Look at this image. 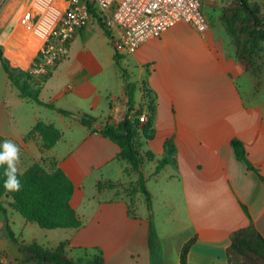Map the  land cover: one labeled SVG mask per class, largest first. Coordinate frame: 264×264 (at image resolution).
<instances>
[{
  "label": "crops",
  "instance_id": "0c3cea01",
  "mask_svg": "<svg viewBox=\"0 0 264 264\" xmlns=\"http://www.w3.org/2000/svg\"><path fill=\"white\" fill-rule=\"evenodd\" d=\"M5 1L8 4L0 9V49L19 74L21 85L40 43L22 31L19 19L28 10L37 19L40 12L34 5L38 0ZM229 1L202 0L211 23L206 32L179 23L135 53L121 56L129 82L135 85L131 111L145 109L146 91L154 98V138L141 139L139 150L143 156H154L144 162L142 171L153 203H157L151 245L156 248V262L155 251L150 249L149 213L142 218L137 213L135 200L140 192L134 191L139 187V175L119 158L118 145L98 133L106 124H119L113 119L114 104H129L114 60V45L96 22L74 36L67 57L38 91L43 102L93 117L92 127L22 98L0 60V142L11 139L20 146L23 173L35 164L56 161L74 183L72 206L83 225L76 230H52L60 233H42L27 221L18 227L13 209L4 204L7 215L0 211V231L9 227L23 244H39L37 237L42 235L47 244L39 245L45 248L67 243L68 256L77 263L86 259V264L100 254L105 264H180L182 249L193 239L188 264H230L228 250L235 233L253 226L264 237V51L253 69L240 62L237 45L220 19ZM250 1L258 2L264 11V0ZM51 3L56 11L67 7L66 0ZM211 3L220 4L217 15ZM217 18L219 21L214 20ZM90 48H96L92 63L96 74L88 71L79 55L80 50ZM29 104L37 106L31 113ZM39 121L62 132L61 141L50 150H42L39 136L25 140ZM233 139L244 144L259 174L236 158ZM168 140L175 147V164L156 173ZM148 163L156 164L155 171L152 168L146 173ZM166 173L163 202L182 205L178 206L181 212L168 219L159 217L160 196L150 186L153 178L160 180ZM24 232L31 236L21 242ZM17 252L22 254L18 258L14 256ZM23 257L8 230L0 232V264H18Z\"/></svg>",
  "mask_w": 264,
  "mask_h": 264
},
{
  "label": "trees",
  "instance_id": "16d2710c",
  "mask_svg": "<svg viewBox=\"0 0 264 264\" xmlns=\"http://www.w3.org/2000/svg\"><path fill=\"white\" fill-rule=\"evenodd\" d=\"M72 0H66L70 3ZM91 12L93 8L90 7ZM98 25L104 30L110 41H113L112 33L103 25L100 19ZM221 21L226 24L234 43L237 45V57L248 69L255 68L256 58L263 51L264 43V11L258 2L250 0H232L227 4L221 15ZM0 60L9 79L20 89L22 98L32 99L37 104L54 110L66 117L76 118L83 125L92 127L95 119L87 114L75 113L62 108H57L53 103H46L39 99L38 91H29L25 86L19 84V74L12 69L10 61L4 56L0 49ZM114 60L119 68L125 82V92L128 98L130 110L134 106L135 85L129 82V76L121 65V55L115 51ZM146 104L148 106V121L140 123L138 119L126 118L118 125L106 124L98 130L102 137L114 142L120 148L119 158L129 162L134 171L139 175V187L134 193H142L147 201L150 226V249L155 240L156 230L154 224V207L151 193L147 190L146 179L142 168L146 160L154 159L152 154L143 156L139 147L141 139L152 140L154 129L151 118L154 114V98L147 93ZM39 136L42 140V150L54 148L62 139V132L53 124L43 121L37 122L35 127L28 133L25 140L34 139ZM235 156L238 160L246 163L249 170L259 174L249 161L244 144L238 140H232ZM165 156L156 168L158 173L168 164H175V147L170 140L165 144ZM22 188L18 192H8L3 188V169H0V211L6 214L4 200L7 205L17 211L27 222L37 224L44 230L79 229L83 220L72 206L75 186L69 176L58 167L56 161H44L30 167L20 177ZM247 212V208L244 207ZM8 237L17 242L20 251L24 254L18 264L36 262L38 264H79L70 258L67 253V243H61L56 248H45L37 242L31 244L19 243L15 239L9 227ZM195 240L188 242L182 249L180 264H188V255ZM155 256V255H154ZM230 264H264V237L253 227L241 230L233 236L232 244L228 250ZM91 264H105L102 254L97 255Z\"/></svg>",
  "mask_w": 264,
  "mask_h": 264
},
{
  "label": "built area",
  "instance_id": "2783aa9c",
  "mask_svg": "<svg viewBox=\"0 0 264 264\" xmlns=\"http://www.w3.org/2000/svg\"><path fill=\"white\" fill-rule=\"evenodd\" d=\"M51 2L37 1V19L33 10L24 12L19 19L22 31L40 43L37 57L21 80V85L32 92L42 89L52 71L67 57L74 36L88 24L97 23L94 15L112 33L114 49L121 56L135 53L144 43L161 38L179 23L200 33L210 27L202 0H72L63 11H56ZM128 108L127 104H114L113 119L119 123L126 118L147 123L148 106L137 111Z\"/></svg>",
  "mask_w": 264,
  "mask_h": 264
},
{
  "label": "rangeland",
  "instance_id": "374dc122",
  "mask_svg": "<svg viewBox=\"0 0 264 264\" xmlns=\"http://www.w3.org/2000/svg\"><path fill=\"white\" fill-rule=\"evenodd\" d=\"M231 1L232 0H230L229 2H231ZM4 3L6 5L8 4L7 1L0 0V9H1L2 6L5 5ZM224 4L226 5V2L223 3V5ZM219 5H220L219 3H211L210 4V6L214 9L213 12H214L215 15H217L218 12H220L219 10H221V6H219ZM206 11H207V9L204 10V13L205 14H206ZM222 13H223V11H222ZM220 19H221V17H220ZM214 20H218L219 21L218 18L217 19H214ZM210 25H211V23H210ZM220 26H221V24H220ZM221 27H224V26H221ZM1 50L3 51V49H1ZM95 51H96V48L95 49L94 48L87 49L83 53H81V50H80L79 51V55H80V58H83L87 62V64H88V67H87L88 71L96 74L98 72V70H97V68H95L92 65L93 58H94V55H95ZM3 53H4V51H3ZM34 107H37L36 104H29V106L27 108V111L29 113H31ZM155 167H156V164H153V163L146 164V166H145L146 173H149L150 171H152V168H153V171H155ZM166 175H167V173L165 175H163V177L160 178V180H158V178H153L151 180V182H150V186H151L152 189H154L155 194H158L160 196V201L161 202H160V205H157V207H158V213H159V214L158 213L157 214L159 215V217H163V218L168 219V217H170V214H177L178 215V213L181 212V211L178 210V206H180L181 204L174 205L173 203H171V204L166 203L167 201L165 203L163 202L165 200L164 197H163V191H164V187L167 184H166V182H162V181H164ZM135 201H136V204H137V213H138V216L142 218V214L143 213H145V214L148 213L146 198H145V196L142 193H140L139 196L136 197V200ZM4 204L7 205V202L5 200H4ZM156 204H157L156 202L153 203V207H154L153 208L154 209V218H155L154 224H156ZM13 211L14 212H13L12 217H14V221L17 222V225L19 227L20 224L23 223V222H25L26 220L17 211H15L14 209H13ZM5 215H7V214H5ZM6 222H7V219H6ZM32 225H33L34 229H36L38 231H42V233H47L48 231H49L48 233H60V232H52V231L50 232V230H43L37 224H33L32 223ZM160 225L162 226V224H160ZM155 230H156V226H155ZM0 232L1 233H3V232L7 233V229H4L3 230V228H2ZM33 234H35V232ZM30 236L31 235L29 233L24 232L23 239L21 240V242H23L25 240H29ZM62 237H63V235L59 236L58 238H62ZM37 238L39 240V244H42V245L43 244H47L46 243L47 242L46 241V238L44 236L39 235ZM46 246H49L50 247L52 245H46ZM6 250L8 252H11L8 249H6ZM153 250L155 251L154 261L156 262V248H154ZM15 254L16 255H14V256H16V258H18V256H21L22 255L19 252L15 253ZM85 260L86 259H83L82 260L83 262H81V263L79 262V264H86L87 263V260H86V263H85Z\"/></svg>",
  "mask_w": 264,
  "mask_h": 264
},
{
  "label": "clouds",
  "instance_id": "9594fccd",
  "mask_svg": "<svg viewBox=\"0 0 264 264\" xmlns=\"http://www.w3.org/2000/svg\"><path fill=\"white\" fill-rule=\"evenodd\" d=\"M21 163V148L11 139L0 142V169H3V188L8 192H18L22 188L20 177L23 175Z\"/></svg>",
  "mask_w": 264,
  "mask_h": 264
}]
</instances>
